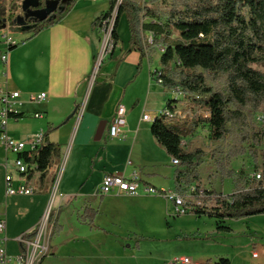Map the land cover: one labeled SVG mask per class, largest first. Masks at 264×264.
Segmentation results:
<instances>
[{
	"label": "crops",
	"instance_id": "crops-1",
	"mask_svg": "<svg viewBox=\"0 0 264 264\" xmlns=\"http://www.w3.org/2000/svg\"><path fill=\"white\" fill-rule=\"evenodd\" d=\"M108 1L76 0L57 23L34 35L15 30L19 35L13 38L18 44L9 49L7 67L0 61V88L20 94L18 115L9 120L8 135L27 142L43 133L44 144L53 143L59 148L51 164L71 141L68 177L61 187L63 173L53 199L49 184L46 188L36 187L37 183L44 186L51 164L43 178L37 169L21 177L14 166L16 156L0 145V219L5 222L2 237L10 256L23 251L20 239L27 240L51 199V211L59 230L52 233L55 241L39 264H114V256L102 254L110 244H119L121 251L139 253L141 245L153 239L157 226L167 239L172 224L180 218L192 217L187 214L176 216L175 220L173 206L159 196L98 193L104 175L129 177L134 172L139 174L141 185L173 191L176 166L154 139L150 127L166 109L167 101L179 98L175 90L163 87L153 78V72L159 70L153 61L154 53L142 57L129 48L130 35L124 16L117 25L115 48L104 56L94 73L102 32L92 23L108 12ZM148 35L149 32L144 33L145 43ZM5 50L0 44V55ZM40 93L46 94L44 101L30 99ZM119 103L127 109L126 126L121 138L110 139L108 129ZM175 106L178 110L185 109V104ZM80 111L83 116L79 121L76 117ZM36 114L39 116L35 117ZM144 115L151 120L143 121ZM7 174L13 178V187L25 185L33 194L6 196ZM88 209L95 213L92 223L82 220ZM192 229L203 235L200 228ZM205 239L209 241L202 236L188 240L203 243ZM66 246L72 248L71 253H62ZM83 247L84 253L90 254L79 255ZM133 258L138 259L135 254ZM191 264H214V260L207 254Z\"/></svg>",
	"mask_w": 264,
	"mask_h": 264
},
{
	"label": "trees",
	"instance_id": "trees-1",
	"mask_svg": "<svg viewBox=\"0 0 264 264\" xmlns=\"http://www.w3.org/2000/svg\"><path fill=\"white\" fill-rule=\"evenodd\" d=\"M18 1L11 0L8 14L0 15V25L8 24L12 31L20 30L16 24L19 15L14 14V10L20 8ZM39 1L43 3L45 0ZM56 1L59 2L56 11L44 21H35L26 32L34 35L57 23L76 2ZM117 1L109 0L108 12L97 18L92 26L101 29L102 21L116 10L111 33L116 45L117 25L120 17L124 16L130 35L129 48L138 51L143 57L162 47V68L158 70L160 85L188 99L185 106L192 112L191 117H174L172 120L177 124L169 125L167 119L160 116L152 121L150 132L167 155L177 160L173 175L174 191L180 196L189 194L194 197L195 201L190 202L189 214L219 220L216 226L218 232L230 231L229 227L221 225L225 220L264 215V130L253 120L256 113L264 116V0H169V19L163 24L143 22L151 12L147 7H141L132 0H121L118 4ZM146 1L153 3L157 0ZM0 2L5 3V0ZM11 9L13 11L10 12ZM145 32L152 34L151 46L145 43ZM203 73L224 76V89L214 90L206 82ZM178 102L167 101L166 109L174 111ZM194 107L202 112H193ZM204 126L213 142L222 141L233 128L238 130L237 143L223 159L215 161L220 176L231 178L234 184L233 193L225 197L203 189V194L199 195L198 152H188L182 145L184 137ZM58 150L57 145L47 142L33 155L41 178L48 171L52 158L58 155ZM245 154H250L255 160L261 155L263 181L229 169L232 159ZM20 157L27 162L31 160L27 153ZM190 187H194L195 192L189 193ZM94 215L88 209L82 220L92 223ZM49 221L52 233L58 232L59 227L52 211ZM33 236L32 232L27 240ZM214 264L230 263L226 259H219Z\"/></svg>",
	"mask_w": 264,
	"mask_h": 264
},
{
	"label": "rangeland",
	"instance_id": "rangeland-1",
	"mask_svg": "<svg viewBox=\"0 0 264 264\" xmlns=\"http://www.w3.org/2000/svg\"><path fill=\"white\" fill-rule=\"evenodd\" d=\"M10 1L5 0V3L0 2V15L6 14L10 8ZM22 0L18 1L20 5ZM141 7H147L151 12L149 16L145 17V21H155L156 23H165L169 19V12L171 9V2L169 0H157L153 3H149L146 0H139L137 2ZM13 11L12 9L10 12ZM8 14V13H7ZM6 14V15H7ZM14 14L21 16L20 8L14 10ZM152 18V19H151ZM12 37L19 35L18 32L11 30ZM153 61L157 66V69H161L160 56L161 53L154 50ZM255 69L261 70L258 66H253ZM201 72V71H199ZM204 74V73H203ZM206 82L213 87L214 90H222L225 87V77L222 75L208 76L204 74ZM178 96V105L183 107L187 103L188 99L175 92ZM82 105L80 106L81 109ZM182 115H190L192 112L185 109L178 110ZM200 114L202 111L194 107L193 112ZM83 113L80 111L79 121L82 119ZM192 116V115H191ZM262 116L260 113L253 115V120L257 126L262 127L264 130V122H259L258 118ZM264 118V116H263ZM259 123H258V122ZM166 123L169 125H176V121L167 119ZM184 149L188 152L197 151L198 171L200 175V189L206 191H214L222 196H228L234 191V184L231 178L221 177L216 170L215 161L221 160L239 140L238 130L232 129L230 134L219 142H213L209 139L207 127H200L195 132L187 137H184ZM71 150V141L66 143L62 149V153L58 158L53 159L51 168L44 180V186L39 183L36 184L38 188H46V185H50V195L55 190L57 185H60V180L63 173H65L61 187L65 185L68 177L67 160L69 152ZM260 150V149H258ZM259 153V152H258ZM262 157L258 155L256 160L250 155L245 154L243 156L232 159L229 163V169L235 172H244L251 174L255 171H262ZM56 194V192H55ZM185 200L189 203L194 202V197L185 196ZM171 205V204H170ZM172 206V205H171ZM65 212V211H64ZM175 216V215H174ZM176 217V216H175ZM176 217L175 220H177ZM195 221L194 224L190 223ZM219 220L209 218L207 216L202 217H188L180 218L175 224L171 225V232L169 237L165 236V233L160 230V226H157L156 233L153 235L151 241L145 242L141 245L139 253L136 251H121L118 245L110 244L107 251H102L103 255L107 252L108 255L115 257L114 264H171L170 262L175 258L181 256L187 257L191 263L204 255H209L216 263L219 259H226L230 264H264V215H255L238 220H225L221 225L230 228V231L218 232L216 226ZM159 225V224H158ZM192 228H200V234L196 233ZM179 234L178 239H176ZM216 237H214V235ZM176 235V236H175ZM192 238H208L209 241L199 242L200 240H193L189 242L188 239ZM172 237L171 241L168 238ZM55 237L51 236L48 240V251L51 243L55 241ZM216 238V239H215ZM184 239V240H183ZM136 248V247H135ZM83 250V251H81ZM72 248L65 247L62 250L63 254L71 253ZM80 254H90L86 251L84 253V247L80 248L78 252ZM93 253H95L93 251ZM48 254V252H47ZM137 255V260L133 258V255ZM256 254L257 258H253L252 255ZM128 255V256H127ZM88 256V255H87ZM93 261V259L91 260ZM95 263V262H94ZM92 262V264H94ZM97 264H102L99 262ZM109 264H113L112 262Z\"/></svg>",
	"mask_w": 264,
	"mask_h": 264
},
{
	"label": "built area",
	"instance_id": "built-area-1",
	"mask_svg": "<svg viewBox=\"0 0 264 264\" xmlns=\"http://www.w3.org/2000/svg\"><path fill=\"white\" fill-rule=\"evenodd\" d=\"M120 1L121 0H118L117 4L120 3ZM132 1L137 3L139 0ZM115 15L116 10H114L111 15L101 23L102 41L100 52L96 60L94 73H96V70L104 56L111 53L116 46L111 38ZM0 44H3L6 47L5 52L0 55V61L7 67L9 49L18 44V41L12 37L8 24H5L4 28H0ZM146 44L150 46L152 45L151 33H149L147 37ZM157 50L160 53L164 51V49L160 46L157 48ZM152 75L153 78L156 79V82L160 84V79L158 78L160 76V72L156 70ZM19 98L20 94L18 91L7 92L0 88V145L5 149V151L16 156L14 166L16 168L17 174L21 177H25L32 169H37V164L33 160V155L36 154L37 150L42 145H44V134L38 133L27 142L16 140L8 135L9 120L12 117H16L18 115V106L20 105ZM30 99L36 102L44 101L46 99V94L40 93L36 96H30ZM126 115L127 109L122 103H119L116 106L114 118L109 125L108 136L110 139H118L122 137L123 129L126 126ZM38 116L39 115L37 114L35 115V117ZM160 116L165 117L166 119H172L174 117L184 118L185 116L189 115H182L177 108H174V111L172 112H169L167 109L163 110L160 113ZM257 118L259 122H264L263 116H259ZM142 120L148 121L151 119L148 115H144ZM182 145L184 146V143H182ZM23 153H27V155L31 157V160L27 162L22 157H20ZM171 163L176 165L177 160L171 158ZM250 176L255 180L263 181L262 171H255L251 173ZM12 182V176L7 174L5 176L6 196H29L33 194V190L31 188H28L25 185L13 187ZM262 187L264 188V182ZM193 192H195L194 187H190L189 193ZM98 193L101 196L115 194L119 196L136 197L140 195V193L146 196H159L171 203L175 216H184L189 214L191 211V204L185 200V196H180L174 190L161 191L151 186L141 185L140 177L137 172L132 173L129 177H124L123 175L119 174L104 175ZM202 194L203 190L200 189L199 195ZM54 195L55 190L52 193V199ZM188 196L190 195L188 194ZM52 199L43 216L33 230V238L30 240L20 239L21 243L24 245V249L18 255L10 256L6 253L4 246L5 240L2 237L5 231V222L0 219V264H39L41 260L47 255L48 240L52 235V224L49 221V216L52 209ZM256 256V254L252 255L253 258H256ZM170 263L191 264L190 260L186 257L175 258Z\"/></svg>",
	"mask_w": 264,
	"mask_h": 264
},
{
	"label": "water",
	"instance_id": "water-1",
	"mask_svg": "<svg viewBox=\"0 0 264 264\" xmlns=\"http://www.w3.org/2000/svg\"><path fill=\"white\" fill-rule=\"evenodd\" d=\"M39 0H22L20 3V10L23 16H18L16 19L17 27L20 31H27L29 27H23L24 19L28 16H33L35 21L46 20L53 12L58 8L59 2L56 0H45L43 1L44 7L39 9ZM5 24H2L0 28H4Z\"/></svg>",
	"mask_w": 264,
	"mask_h": 264
},
{
	"label": "flooded vegetation",
	"instance_id": "flooded-vegetation-1",
	"mask_svg": "<svg viewBox=\"0 0 264 264\" xmlns=\"http://www.w3.org/2000/svg\"><path fill=\"white\" fill-rule=\"evenodd\" d=\"M43 7H44V4L41 3L38 8L41 9ZM21 16H23V13H21ZM34 22H35V18L33 16H28L26 19H24L23 27H30L34 24Z\"/></svg>",
	"mask_w": 264,
	"mask_h": 264
}]
</instances>
